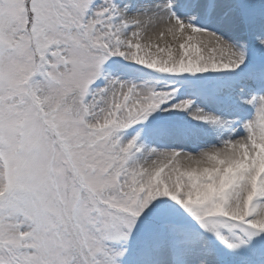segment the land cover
Returning <instances> with one entry per match:
<instances>
[{
	"label": "snow or ice",
	"instance_id": "obj_1",
	"mask_svg": "<svg viewBox=\"0 0 264 264\" xmlns=\"http://www.w3.org/2000/svg\"><path fill=\"white\" fill-rule=\"evenodd\" d=\"M0 264H264V0H0Z\"/></svg>",
	"mask_w": 264,
	"mask_h": 264
}]
</instances>
